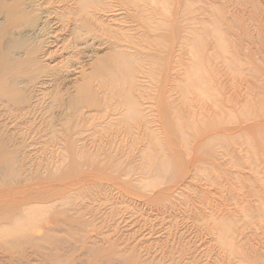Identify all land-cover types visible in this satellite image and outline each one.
<instances>
[{"label":"rangeland","instance_id":"obj_1","mask_svg":"<svg viewBox=\"0 0 264 264\" xmlns=\"http://www.w3.org/2000/svg\"><path fill=\"white\" fill-rule=\"evenodd\" d=\"M38 1L41 0L33 2L35 10H41L40 4L44 2ZM71 1L54 0L53 4L51 0L52 3L48 2V6L51 4L49 7H57L54 10L60 5L61 8H71L76 4L73 2L75 0ZM61 2L65 4L62 5ZM104 2L106 4L109 1H103L100 5ZM110 2L113 12L110 11L111 8H106L108 12L101 9V16L98 14L107 25L101 22L103 26L98 22V26H95L93 21L92 23L98 28L101 25L102 32L108 26L104 34L112 29L116 32V28L110 29L111 23L108 24L111 17L114 21H111L112 25L122 23L116 26H120L118 31L122 33L123 28H129V35L132 38L135 36L128 41V33H124L127 35L125 41L129 42L126 41L127 45L122 41L125 37L123 34L120 37L114 35L111 39L110 32L106 36V42L102 39L105 35H100L99 39L102 40L94 38L96 41L92 42L94 33L98 37L102 33L99 29L97 32L95 29L93 34L89 33V26L92 24L88 17L91 25L87 27L86 23L84 26L81 23L87 30L85 32L83 28L85 36L81 33L79 38V31L72 35V30L70 33L69 28L62 26L59 17L53 13L51 21H59H50L55 29L51 28L53 33L48 37L51 40L54 38L53 42L55 39L57 41L56 44L49 41L48 46L54 49L50 51L46 61L41 60L42 63L43 60L45 64L47 62V65L44 64L45 69L37 71L41 81H34L36 78L33 76L30 81L34 82H29L26 77L20 87L25 86V90H22L30 98L39 92L42 94L43 90V93H49L50 88L56 91L52 90L51 94H47L48 101L41 99L43 103L39 100L40 93L38 97H34L39 98V101L31 99L30 102L42 103L36 104L37 109L42 108L40 112L37 109L35 111L34 103L31 109L30 106L25 109V103L20 104L24 107L21 110L22 117L16 105L10 107L13 108L12 112L8 105L3 107H8L9 110L0 105V108L6 110L0 109V149L6 150L0 151V231H5V234L3 231L1 234L5 237L6 229L12 227L14 230L15 226L21 232L22 225L29 231L42 228L46 232L48 229L51 232L48 231L49 234L58 241L57 246L47 247L50 256L46 264H264V0ZM113 2H116V6L117 2H122V5L115 6L116 11L121 13L120 18H124L122 21H136H125L128 24H123L118 19ZM123 2L129 4L127 8L134 9L129 11L133 18H129V9ZM109 4L106 5L109 7ZM39 5L41 7L38 8ZM119 6L126 12H119ZM138 7L146 12L143 13L141 9L140 15L135 14V8ZM61 8L58 11H63ZM24 23L27 24L26 21ZM58 23H61V28ZM129 23H132L131 26ZM161 32L165 35H158L159 40L156 41V35ZM53 34L55 36L52 37ZM68 34L72 35L70 39L67 38ZM114 38L120 42L115 43L117 40ZM163 38L166 42L160 41ZM135 40L139 41L136 43H139L140 48L144 44L143 49L135 47ZM150 40L160 41L162 49L156 46V50H152L155 44L152 45ZM84 41L91 42L87 45H94L87 46ZM79 42L83 44L80 47ZM107 42L114 43L116 47ZM131 42L134 43L132 47ZM148 42L151 43L148 46L152 45L149 46L150 51L148 46L145 47ZM74 43L77 46H71ZM160 43L156 45L159 46ZM122 45L130 47L124 48ZM84 46L91 49L87 51ZM72 47L81 50L77 48V52ZM121 49H125L126 54L123 50L124 53H121ZM144 49L148 51H144L147 56L142 51ZM70 50H73V54ZM118 50L127 55V59L129 53L131 56V53H135L136 57L138 52H142L144 60L141 58L143 61L138 62V58L142 56L140 54L137 56L138 60L135 58L137 61L130 57L133 61L129 63L130 60L123 56L124 59L121 60H127V66L125 61V65H121V73L120 66L119 73H114L117 69L113 71L110 68L115 67L108 66H118L114 63ZM80 52L86 56H82ZM39 55L41 58L42 54ZM100 61L105 65L103 68L107 67L106 76H109V79L106 77L109 81H104L110 82L115 77L111 76L113 73L128 81L127 83L116 75L115 80L122 78L120 80L127 83L123 88H127L126 94L129 93L125 95L122 92L124 98L121 101L122 93L115 90L119 97L113 91L118 95L119 100L114 96L117 101H121L118 102L121 105L117 103L119 110H115L118 108L115 98L111 99L115 105L109 102L114 95L112 89H109L111 93H106L108 88L103 89L109 84H103L104 81L96 78L97 74L94 73L95 79L99 78L104 85L100 90L101 87L97 84L99 80L93 79V69ZM72 67L75 68L74 71ZM108 69L110 75L107 74ZM102 70L101 72L105 71ZM41 72L46 73V76L43 75L44 79ZM55 73L61 76H51ZM99 75L101 79L105 78ZM47 76L48 82L45 79ZM90 80L97 81L93 82V90L98 98L93 102L94 108L91 104L86 105V109L76 103L75 96L81 93L80 85ZM53 81L56 88L49 84L43 86L45 82L52 85ZM132 82L137 84L134 86ZM139 83L144 85L139 86ZM38 88L43 89L37 91ZM105 94H112V97H106ZM104 96L110 103L108 105L116 107L111 108L112 106L104 103ZM98 100L102 102L99 104ZM129 101H133L141 111L136 113L130 110L127 107ZM97 104L98 110L95 107ZM71 105L75 108H70ZM78 107L84 111L77 110ZM33 108L36 113H32ZM111 109L115 112L112 113ZM16 110L19 112L17 119L14 116L16 114H13ZM7 111H10L9 115H5ZM26 111L30 114H25ZM92 113L97 116L93 118ZM88 114L92 118L88 117L86 121ZM105 114L110 117H104ZM51 115L56 118H53L55 121H52V125L48 124L52 120ZM84 115H87L86 118ZM113 118L117 121L116 124L111 120ZM91 119H95L96 124ZM108 119L110 124L106 123ZM79 120H83L81 122L84 126L77 129V123H81ZM100 120L104 128L100 125ZM84 121H90L93 125L89 122L90 127H86ZM111 123L115 125L105 128ZM136 131H139V137ZM108 140L112 150L108 147ZM44 144L47 145L46 148ZM81 145L85 147L82 150L79 148ZM132 145H139V150L140 147L143 149L138 151ZM130 146L136 150L131 151ZM120 147L123 149H119ZM16 229L15 232L18 231ZM13 253L18 254L17 261L23 262L20 264L28 261L36 264L44 257L36 252L33 244L11 245L0 240V256ZM7 256L4 259L0 257V264H10L7 261L10 256ZM14 261L15 259L11 264ZM15 264L18 262L15 261Z\"/></svg>","mask_w":264,"mask_h":264},{"label":"bare ground","instance_id":"obj_2","mask_svg":"<svg viewBox=\"0 0 264 264\" xmlns=\"http://www.w3.org/2000/svg\"><path fill=\"white\" fill-rule=\"evenodd\" d=\"M36 2V0H13V1H11V2H7L6 0H0V19L1 18H3V20H0V105H2V107H3V105H8L9 106V108L10 107H13V106H15L16 105V107L17 108H19V112H21V110H23L24 109V107H25V109H27V107H29V109H31V107L32 106H36V104H38V103H34L33 101H35V100H37V99H39V100H41V99H46V97H47V94H51L50 93V91H52L54 88H50V90H48L49 91V93H47L46 91H45V93H43L44 92V90L42 91V94L40 95L39 93H38V95H40L39 96V98H37L38 97V95L37 94H35V95H33V92H31L30 94H32L31 96H32V98H30L29 96H27V95H25V86L24 87H20V84H21V82L24 80V78H26V79H28L29 80V82H34V81H39V79H38V74H39V72L40 71H42L43 69H45L46 68V66L45 65H47V62H46V64H45V62H44V60L46 61V59H48L49 57H47L48 56V54H50V51L52 50V49H54V48H50L48 45V43H50L49 41H52L53 42V40H54V38H52V40H51V37H50V39H49V37H48V35L51 33V31H52V27H53V29H55L54 28V26H51V24H50V21L52 20L51 19V17H52V15H53V13H54V16H58L59 18V20H60V22L62 23V26H65V27H67V28H69V32L72 30V32H73V34L72 35H76L75 34V32L76 31H79V33H77V34H79V36H80V34L82 33V34H84L83 33V26L85 25L84 23H86V25L85 26H89V25H91L92 24V26H89V29H91V32H89V30H88V32L90 33V34H93L94 33V31H95V29H96V32H97V30L99 31V32H101L102 34H99V37H98V35L96 34V33H94L93 35H92V38L94 39H99V38H101V36L100 35H105V37H102V39L104 38L105 40H103V41H107L108 40V38H106V36L108 35V32H110V34H111V39H112V37L115 35V36H121V34H123L124 36H125V34H127L128 33V36H130V37H128L127 35V38H126V36L125 37H123V40L122 39H120L119 37H117L118 39H120V41L122 40V41H125V38L126 39H128V41L129 40H132L133 38L131 37V35H129V28H128V30L127 29H125V28H123L122 29V27H121V29L123 30H121L122 31V33L120 32V31H118V29L117 28H120V26L119 27H116V26H118V24H122V23H119L118 22V24H114V25H112V22L114 23V21L110 18V20L112 21H108L106 18H105V20H107L108 21V24H110V29H112L113 27H115L116 29H114L116 32H114L113 31V29L112 30H110V31H107V34H104L105 32H106V29H107V27H104V32H102V30L103 29H101L102 28V26L101 25H105L107 22H105L104 23V18L102 17H100L101 15H100V13H102L103 11L101 10V9H104V12H108L107 10H106V8H111L112 7V2H110V1H112V0H108L109 2H107L108 4L109 3H111V6H110V4H109V7H108V5H106L105 4V2L104 3H102L101 5H100V3L101 2H103V1H106V0H75V1H73V2H75L76 4H75V6H76V9H74L75 8V6L73 7V6H71V8L68 6V7H63L62 6V8H63V11L61 10V11H58V9H59V7L61 8V5L60 6H58V9L57 10H54V9H56V8H54L53 6H51V7H49L48 6V2L50 3L51 2V0H44V2L43 3H41L43 0H41L39 3H41L40 5L42 6H38V8L39 7H41V10H40V8H39V10H35V5L33 4V2ZM53 1V4H54V0H52ZM57 1V0H56ZM71 1V2H72ZM97 1V2H96ZM101 1V2H100ZM115 1V0H114ZM118 1V0H117ZM120 1V0H119ZM68 1H66V4H68L67 3ZM69 2H70V0H69ZM100 2V3H99ZM52 3V2H51ZM56 3V2H55ZM119 5H122V4H120V3H122V2H117ZM147 3V2H146ZM52 4V5H53ZM57 4V3H56ZM60 3L58 2V5H59ZM61 4H62V2H61ZM63 4H65L64 2H63ZM62 4V5H63ZM70 4V3H69ZM94 4H97V6L95 7V5ZM113 8H115V6H116V2H113ZM118 4H117V6H118ZM123 4L126 6V8L128 7V5L129 4H127L126 2L124 3L123 2ZM127 4V5H126ZM36 5H38V4H36ZM72 5H73V3H72ZM94 5V6H93ZM123 5V6H124ZM54 6H56V5H54ZM116 6V7H117ZM120 7V6H119ZM117 8V10L119 11V12H121V11H125V10H123L121 7V9L122 10H120V8ZM143 7L145 8L146 6L145 5H143ZM54 8V9H53ZM61 8V9H62ZM123 8H125V7H123ZM129 9V10H128ZM130 9H132L131 7L130 8H127V12L129 13V15H128V13H127V15L129 16V18L131 17V18H133L132 16H130V12L129 11H131ZM139 7L136 9L135 8V14H137V15H140V10L142 9V8H140L139 10ZM148 9V7H146V10ZM60 10V9H59ZM97 10L99 11V13H97ZM106 10V11H105ZM114 10V9H113ZM132 10H134V9H132ZM143 11V13H145L146 11L144 10V9H142ZM35 11H37L38 13H40V14H38L37 12H35ZM39 11H41V12H39ZM102 11V12H101ZM110 11L111 12H113L112 11V8L110 9ZM115 11H116V8H115ZM58 12V13H57ZM72 12V13H71ZM110 12V13H111ZM117 12V11H116ZM115 12V13H116ZM126 12V11H125ZM141 12V13H142ZM56 14V15H55ZM58 14V15H57ZM85 14V15H84ZM100 16H99V15ZM117 14V16H119L118 17V19L120 18V17H122V16H120V14L117 12L116 13ZM116 14H115V16H116ZM119 14V15H118ZM81 15L84 17V16H86V18H85V20H87V17H88V20L90 19V21H86V22H83V21H85V20H83L82 21V19H84L83 17H81ZM122 15H123V12H122ZM143 15H146V14H143ZM114 16V17H115ZM128 16H126V18L128 17ZM113 17V18H114ZM143 17V16H142ZM57 18V17H56ZM137 18V17H136ZM40 19H42V21L40 20ZM55 18L53 17V20H54ZM115 19V18H114ZM116 19H117V17H116ZM124 19V18H123ZM122 18H120L119 20H121V22H123V24H125V25H127L128 23H126L127 21L129 22L130 21V19L129 20H125V21H122L123 20ZM138 19V18H137ZM39 20L41 21L40 23H39ZM56 20V19H55ZM59 20H56V21H59ZM101 20H103V21H101ZM119 20H116V21H119ZM133 20H135L136 21V19H133ZM132 19H131V21H133ZM27 22V24L25 25V23L24 22ZM56 21H51L52 23L54 22H56ZM79 21H82V22H79ZM92 21H93V23H95V26L97 25V23L99 22L100 24H101V22H103V24H101L100 25V27L101 28H98V27H95L94 26V24L92 23ZM130 21V22H131ZM135 21H133V23L135 22ZM88 22V23H87ZM91 24H90V23ZM110 22V23H109ZM125 22V23H124ZM57 23V22H56ZM61 23H60V25H61ZM81 23H83V26H82V24ZM98 23V24H99ZM115 23H117V22H115ZM70 24H71V26H70ZM81 24V25H80ZM88 24V25H87ZM130 24V26H131V24L132 23H129ZM41 26V27H37V26ZM52 25H55V24H52ZM58 25H59V23H58ZM58 25H56V26H58ZM60 25H59V28H61L60 27ZM103 25V26H104ZM107 25V24H106ZM105 25V26H106ZM112 25V26H111ZM51 26V27H50ZM98 26V25H97ZM86 27V28H87ZM91 27V28H90ZM123 27H125V26H123ZM66 28V29H67ZM81 28H82V30H81ZM106 28V29H105ZM140 28H141V26H140ZM139 27H138V29H140ZM100 29H101V31H100ZM65 30V29H64ZM84 30H85V28H84ZM108 30V29H107ZM127 30V31H126ZM136 30V29H135ZM56 31V30H55ZM58 31V30H57ZM81 31V32H80ZM130 31H131V29H130ZM134 30L132 29V32H133ZM191 31V30H190ZM61 32H62V30H61ZM64 32V31H63ZM72 32H70V33H72ZM85 32H87V30H85ZM118 32V33H117ZM120 32V33H119ZM127 32V33H126ZM131 32V33H132ZM173 32V31H172ZM192 32V31H191ZM53 33V32H52ZM51 33V34H52ZM54 33H56V32H54ZM67 33V32H66ZM69 33V34H70ZM125 33V34H124ZM57 34H58V32H57ZM68 34V35H69ZM81 34V35H82ZM135 34H136V31H135ZM134 34V35H135ZM137 34H138V32H137ZM170 33H168V35H169ZM60 35V34H59ZM59 35H57L58 37H59ZM72 35H69L67 38H69V37H71ZM158 35H160V37L162 36V35H165V34H162V32L161 33H159V34H157L156 35V38H155V40L157 41V40H159V39H157L158 38ZM167 35V34H166ZM191 35H192V33H191ZM190 35V36H191ZM51 36V35H50ZM53 36H55V34H53L52 35V37ZM56 36V37H57ZM64 36V35H63ZM78 35L76 36L77 38L79 37ZM84 36H85V34H84ZM90 36V35H89ZM133 36V35H132ZM189 36V37H190ZM58 37H57V39H58ZM76 37H73L74 39L76 38ZM98 37V38H97ZM108 37V36H107ZM159 37V38H160ZM163 37V36H162ZM192 37V36H191ZM66 38V37H65ZM76 38V39H77ZM79 38H81V36L79 37ZM109 38H110V35H109ZM117 38L115 39V40H117ZM131 38V39H130ZM64 39V38H63ZM70 39V38H69ZM68 39V40H69ZM73 39V40H74ZM89 39V38H88ZM90 39H91V37H90ZM92 39V40H93ZM93 40L92 42H94L95 43V41L96 40ZM102 39H99V40H97V41H100V40H102ZM113 39V40H114ZM165 38H163V39H160V41H162V42H166V41H163ZM68 40H65V41H63V42H66V41H68ZM78 41H79V39H77ZM76 40V41H77ZM82 40V39H81ZM114 40V41H115ZM140 40V39H139ZM144 40H147V39H144ZM155 40H153V42H152V40H150V42H152V45L153 44H155V45H153V47L151 48L152 50L153 49H155L156 50V48L157 47H159V48H161L162 49V44L160 43V41H158L160 44H159V46H158V44L156 45V43H158V42H156ZM166 40H167V38H166ZM191 40V39H190ZM55 41H57L56 39H55ZM54 41V42H55ZM59 41V40H58ZM61 41V43L62 44H64L63 42ZM71 41H72V39H71ZM75 41V40H74ZM87 41H90V40H87ZM86 41V42H87ZM118 41L119 40H117V42H115V43H117L118 44ZM119 41V42H120ZM120 42V43H122V44H124V42ZM127 41V40H126ZM125 41V42H126ZM127 41V42H128ZM148 41V40H147ZM53 42V43H54ZM85 42V41H84ZM84 43V44H88V43ZM110 42V41H109ZM109 42H107V43H109ZM127 42H126V45H127ZM134 42V41H133ZM133 42H131V47L133 46ZM136 42H139V41H136L135 40V47H137V48H139L140 50L141 49H143V45H141L142 46V48H140V46L136 43ZM142 42V41H141ZM155 42V43H154ZM193 42V41H192ZM71 43H73V42H71ZM76 43V42H75ZM71 44V46H74V45H76V44ZM80 43V42H79ZM91 43V42H90ZM89 43V44H90ZM94 43H92L91 45H87V46H93L94 45ZM102 43V42H101ZM104 43V42H103ZM129 43V42H128ZM191 43V42H190ZM52 44V43H51ZM50 44V45H51ZM55 44H56V42H55ZM58 44V43H57ZM99 44V43H98ZM111 44H113V45H111ZM109 43L108 45H110V46H114V43ZM117 44H115V45H117ZM148 44H151V43H146L145 44V47H147L148 46ZM59 45V44H58ZM77 45H78V42H77ZM76 45V46H77ZM80 45H83V44H79V47H80ZM97 45V44H96ZM95 45V46H96ZM120 45V47H121V44H119ZM126 45H122L124 48H128V47H130V45L128 46V47H126ZM139 47H138V46ZM151 45V46H152ZM52 46H54V45H52ZM62 46V45H61ZM87 46H84L85 47V49L87 48V51H88V49H91V48H88ZM150 46V45H149ZM147 47L148 49L151 47ZM157 46V47H156ZM161 46V47H160ZM69 47H70V45H69ZM82 47V46H81ZM116 46H114V48H115ZM122 47V48H123ZM58 48V47H57ZM71 48V47H70ZM73 48V50L75 49H77L78 47H72ZM95 48V47H94ZM117 48H119V46L117 47ZM116 48V49H117ZM146 48V49H147ZM159 48H158V50H159ZM60 49V48H59ZM64 49H65V47H64ZM79 49V48H78ZM139 49H137L138 51H139ZM147 49V50H148ZM160 49V50H161ZM73 50H70L71 52L73 51ZM81 50V48L79 49V51ZM82 50H83V47H82ZM124 51L125 49H121L120 50V52L121 51ZM151 50V51H152ZM159 50V51H160ZM55 51V50H54ZM60 51V50H59ZM62 51V50H61ZM70 51H67V52H70ZM77 51V50H76ZM75 51V52H76ZM84 51V50H83ZM82 51V52H83ZM91 51H93V50H91ZM90 51V52H91ZM95 51V50H94ZM121 52V53H124L125 52V54H126V51H124V52ZM137 51V52H138ZM143 52L145 51V49L144 50H142ZM149 51H150V49H149ZM78 52V51H77ZM119 52V50H118V52H117V58L115 59L116 60V62H114V63H116V65H118V66H115V65H110V66H108V67H111V66H114L115 68H110V70L112 69H117V71H114V73H116V72H118L119 70H118V67L120 66V73H121V70H123V67L121 68V65L122 66H124L125 65V61L127 62V60H130L129 58L130 57H132L133 59H137V56H140V54L142 55V52H138V54L136 55V57H134V55H135V53H131V54H133L132 56L130 55V53L128 54V59H127V55L125 56V54H121ZM136 52V53H137ZM146 53L148 52V51H145ZM145 52H144V54H145ZM161 52V51H160ZM42 54L41 56V58H40V55L39 54ZM52 53V52H51ZM56 53H58V51L56 50ZM81 53V52H80ZM80 53L78 54V55H80ZM94 53V52H93ZM54 54V53H53ZM52 54V55H53ZM60 54V53H59ZM71 54V53H70ZM70 54H68L69 56H71ZM72 54H73V52H72ZM75 54V53H74ZM83 53H81V55H82ZM87 54V53H86ZM57 55V54H56ZM76 55V54H75ZM84 55H85V53H84ZM84 55H82V56H84ZM148 55H149V53H148ZM68 56V57H69ZM73 56V55H72ZM86 56V55H85ZM126 57L125 59H127V60H121V59H124V57ZM145 56H147L146 54H145ZM158 56H159V54H158ZM54 57H55V55H54ZM64 57V56H63ZM67 57V56H66ZM73 57H77V56H73ZM79 57V56H78ZM161 57V55L158 57L159 59H161L160 58ZM65 58V57H64ZM80 58V57H79ZM144 60V55H142V56H140L138 59H140V60H138V62H142L143 60ZM42 59H44L43 60V63H42ZM52 59V58H51ZM59 59V58H58ZM62 59V58H61ZM78 59V58H77ZM80 59H83V58H80ZM135 59V60H136ZM40 60V61H39ZM53 60V59H52ZM56 60V59H55ZM70 60V59H69ZM136 60V61H137ZM162 60H164V59H162ZM57 62H58V60H56ZM64 61V60H63ZM71 61V60H70ZM123 61V62H122ZM133 60L131 59L130 61H128L129 63L130 62H132ZM150 61V60H149ZM157 61V60H156ZM156 61H153V62H155V63H158V62H156ZM159 61V60H158ZM50 62V61H49ZM62 62V61H61ZM72 62V61H71ZM128 62L126 63V66H127V64H128ZM82 63V62H81ZM84 63V62H83ZM124 63V64H123ZM148 63V62H147ZM159 63H160V61H159ZM45 64V65H44ZM49 64V63H48ZM58 64V63H57ZM61 64V63H60ZM80 64V63H79ZM146 64V62L144 63V66L146 67L147 65H145ZM150 64V63H149ZM44 65V66H43ZM68 65H70L71 66V64H68ZM83 65H85V64H83ZM142 65V64H141ZM141 65H139V66H141ZM74 66H76V65H74ZM73 66V67H74ZM82 66V65H81ZM105 65L100 61L99 63H97V65H96V70L97 71H95V69H93L94 71L92 72L93 74H92V76L94 75V73H96L97 74V76H95L96 78L97 77H99L100 78V80L101 81H104V80H106L107 78L109 79V76L107 77L106 76V69H107V67L106 68H103ZM143 66V65H142ZM143 66V67H144ZM69 67V66H68ZM72 67V69H73V71L75 70V68H73ZM77 67H79L80 68V66H77ZM76 67V68H77ZM43 68V69H42ZM69 68H71V67H69ZM78 68V69H79ZM72 69L70 70L71 72H72ZM103 69V70H102ZM141 69H143V68H141ZM58 70V69H57ZM101 70L102 71H104V72H101ZM37 71H39V72H37ZM37 72V73H36ZM58 72V71H57ZM82 72H83V70H82ZM100 72V73H99ZM111 72V71H110ZM118 72V73H119ZM143 72H144V70H143ZM42 73V72H41ZM59 73L61 74L62 72H60L59 71ZM103 73V74H102ZM113 73V74H114ZM122 73H123V71H122ZM51 74H52V72H51ZM50 74V75H51ZM58 74V73H57ZM56 73L55 74H53V75H51V76H55V75H57ZM65 74V73H64ZM64 74H62V75H64ZM85 74H87V73H85ZM91 74V73H90ZM90 74H89V76H90ZM99 74H101V76L103 75V77H105L103 80L101 79V77H100V75ZM107 74L108 75H110V73H109V69L107 70ZM112 74V73H111ZM111 75L112 77L113 76H115L114 78H112V80L110 81V82H106V81H109V80H106V81H104L103 82V84L105 83V84H109L108 85V87H103L104 85L103 84H101V82H100V80H99V78H98V80L97 79H95V77L93 78V79H95V80H97L98 81V83L97 84H99V87H101V89L100 90H102V87H103V89L105 88V89H107L106 91V93H108V91L110 92L111 90H109L110 88L112 89V91L111 92H116L115 90H118V92H119V94L120 93H124L125 92V95H129V93L127 92V94H126V90H127V88H126V90H125V88H123L124 86H126V84L128 83V81H126V78L124 79L123 78V76H120L119 74H116L117 76L119 75L120 77H122L124 80H125V82H127V83H125V82H122L120 79H122V78H119V81H120V84H119V81L118 80H115V78H116V75L114 74V75ZM144 74V73H143ZM42 76L43 75H45L46 76V73L45 74H41ZM40 75V76H41ZM48 75H49V73H48ZM70 75V74H69ZM69 75H65L66 77H68ZM99 75V76H98ZM123 75H124V73H123ZM34 76V78H36V80H34V81H30V77L32 78ZM45 76H43V78L42 79H44V77ZM59 76H61V75H59ZM58 75L56 76V78L57 77H59ZM64 76V77H65ZM118 76V77H119ZM49 76H47L45 79H47ZM63 77V76H62ZM107 77V78H106ZM55 78V77H54ZM55 78V82H57L56 79ZM92 78V77H91ZM136 77H134V79H135ZM59 79V78H58ZM60 79H62L61 77H60ZM63 79H65V78H63ZM27 80V81H28ZM51 80H54L53 78L51 79ZM95 80H90V81H87V82H83L81 85H80V91H81V93H79L80 95L78 96V95H76L74 98H75V101H76V103H78V104H80L81 106H83V108H86L87 109V106L88 105H91L92 104V106L91 107H93V102H94V100H95V98L97 99L98 97H97V93L93 90L94 88H93V86L95 85V84H93V82H97V81H95ZM138 81H140V79H137ZM137 80H135V82H137ZM26 81V80H25ZM40 81H41V79H40ZM39 81V82H40ZM44 81V80H43ZM24 82V81H23ZM29 82H28V84H29ZM47 82H48V79H47ZM47 82H45L44 84H43V86L45 85V84H49L51 87H55V85L54 84H56V83H54V81L53 82H51V83H53L52 85H54V86H52L50 83H47ZM64 82V81H63ZM100 82V83H99ZM125 83V85H123ZM134 82H132V84H133ZM138 83V82H137ZM137 83H135V84H137ZM140 83H142V81L140 82ZM138 84L139 86L141 85V84ZM25 84V83H24ZM27 84V83H26ZM40 84V83H39ZM38 84V85H39ZM57 84H58V82H57ZM61 84V83H60ZM96 84V85H97ZM123 85L121 88H123L125 91H123V89L121 90V88H120V85ZM135 84H133L134 86H135ZM157 84H159V83H157ZM156 84V85H157ZM40 85H42V84H40ZM48 85V86H49ZM61 85H63V83L61 84ZM103 85V86H102ZM138 85H137V87H138ZM144 84H142L141 86H143ZM146 85V84H145ZM163 85V84H162ZM47 86V85H46ZM158 86V85H157ZM97 87H98V85H97ZM97 87H95L96 89H98ZM22 88L24 89V90H22ZM48 88V87H47ZM46 88V89H47ZM48 88V89H49ZM56 88V87H55ZM139 88V87H138ZM42 90L43 88H38V90L37 91H39V90ZM44 89H45V87H44ZM114 89V90H113ZM99 90V89H98ZM36 91V92H37ZM53 91H56V90H53ZM105 91V90H104ZM128 91V90H127ZM35 92V91H34ZM110 92V93H111ZM113 92V93H114ZM118 92H116L117 94H118ZM77 93V94H78ZM112 93V94H113ZM121 94L122 96L124 95V94ZM56 93H54V95H55ZM111 94V95H112ZM118 94V95H119ZM42 95H43V97H42ZM53 94H52V96L55 98V96H54ZM107 95L109 96V94H105V96L107 97ZM110 95V96H111ZM118 95H115V93H114V95H112L111 97L112 98H110V96H109V102L111 103L112 101H111V99H114L116 96V98H118ZM35 96H37L36 98H34ZM78 96V97H77ZM104 96V97H105ZM115 96V97H114ZM120 97V95H119V97H120V100L121 101H123L122 99L124 98V96L123 97ZM104 98V100H103V102L107 99V98ZM125 97H127V96H125ZM51 98V97H50ZM54 98H52L54 101L56 100V99H54ZM115 98V100L114 101H117V99ZM122 98V99H121ZM31 99L33 100V99H35V100H33L32 102H30L31 101ZM126 99V98H125ZM39 100H37V101H39ZM43 100H41L42 101V103H43ZM47 101H48V99H46ZM118 100H119V98H118ZM36 101V102H37ZM40 101V102H41ZM75 101L74 100H72V103L74 102L75 103ZM113 101V102H114ZM121 101H117L116 102V105L118 106V104L119 103H121ZM127 101V100H126ZM125 101V102H126ZM46 102V101H45ZM98 102H99V104L102 102H100L99 100H98ZM112 102V103H113ZM119 102V103H118ZM24 104L25 106L23 107V105L21 106L20 104ZM33 103H34V105H33ZM42 103H40V104H38V105H42ZM76 103H75V105H76ZM104 103H108L107 102V100L104 102ZM110 103H108V104H110ZM111 103V104H112ZM115 103V102H114ZM113 103V105H115ZM118 103V104H117ZM26 104L28 105V106H26ZM99 104H97V106H95L96 107V109L98 108V106H99ZM107 104V105H108ZM17 105H19V106H17ZM37 105V106H38ZM69 105V104H68ZM68 105H67V107H68ZM74 105V104H73ZM80 105H79V107H80ZM87 105V106H86ZM102 105V104H101ZM100 105V106H101ZM119 105H121V104H119ZM138 105V104H137ZM37 106H36V108H35V111H37V110H39V112H40V110L42 109H37ZM85 106V107H84ZM104 106H105V104H104ZM108 106H110V105H108ZM112 106V105H111ZM110 106V107H111ZM0 108V109H2V110H4V111H6V110H9V108L8 107H3V108H8V109H3V108ZM16 107L14 108V109H16ZM23 107V108H22ZM40 107V106H39ZM38 107V108H39ZM67 107L65 106V108L67 109ZM78 107V109L77 110H82L81 108H79ZM116 107V106H115ZM114 106H112L111 108H115ZM127 107L130 109V110H132V111H134V112H136V113H138L139 111H141V110H139L138 109V106H136V104L133 102V101H129L128 102V104H127ZM34 108H33V110H32V113L34 112ZM70 108H72V105H71V107ZM69 108V109H70ZM73 108H75V107H73ZM72 108V109H73ZM94 108V107H93ZM109 108V107H108ZM37 109V110H36ZM119 110V106H118V108H115V110ZM144 109V108H143ZM143 109H142V111H143ZM12 110H13V108H10V111L12 112ZM16 110V111H17ZM98 110V109H97ZM110 110V109H109ZM109 110H108V112H109ZM112 110V113L113 112H115V110L114 109H111ZM114 110V111H113ZM9 111V112H10ZM17 111V112H18ZM29 112H31V110H28ZM28 111H26V113L25 114H27L28 113ZM82 111H84V109L82 110ZM93 111V110H92ZM3 112V111H2ZM8 112V111H7ZM7 112H5V115H9L10 113L8 112V114H6ZM17 112L16 113H14L13 112V114H16V115H14L15 116V118L17 119V118H19V112H18V114H17ZM43 112V110L41 111V113ZM48 113L47 114H50V111H47ZM54 112V111H53ZM88 112V111H87ZM90 113H91V111H89ZM88 112V113H89ZM1 113V112H0ZM31 113V114H32ZM34 113H36V112H34ZM38 113V112H37ZM45 113V112H44ZM43 113V114H44ZM52 113V112H51ZM82 114H83V112H81ZM86 113V112H85ZM111 113V114H112ZM116 113H119L118 111H116ZM142 113H144V111L142 112ZM23 114H24V112H23ZM24 114V115H25ZM28 114H30V113H28ZM46 114V113H45ZM47 114L45 115L46 116V118H47ZM53 114V113H52ZM82 114H80V116L82 115ZM87 114V113H86ZM95 113H92L91 114V116L93 115V118H95L96 116H97V114H95ZM115 114V113H114ZM140 114H141V112H140ZM3 115V114H2ZM18 115V116H17ZM143 115V114H142ZM13 116V115H12ZM23 115H22V112H21V117H22ZM54 115H51L50 117H52V120L51 121H49V120H47V122L49 121L50 123H48V124H53L54 123V121L56 120V118H54L53 117ZM56 116V115H55ZM85 116H87V115H84V117ZM91 116H89V114H88V116H87V118H86V121L88 120V117H91ZM108 115H104V117H107ZM144 116V115H143ZM2 117V116H1ZM20 117V118H21ZM108 117H110V116H108ZM107 117V118H108ZM3 119L5 118V116L4 117H2ZM12 118H14V117H12ZM55 120H54V119ZM81 118H82V116H81ZM92 118V117H91ZM99 118V117H98ZM98 118H97V120H98ZM1 119V118H0ZM16 119H15V121H16ZM47 119H49V118H47ZM51 119V118H50ZM80 119V118H79ZM82 119H84V118H82ZM90 119V118H89ZM54 120V121H53ZM109 120V119H108ZM111 120H114V118L113 119H111ZM52 121H53V123H52ZM81 121H83V120H79V122H81ZM86 121H84L85 123H86ZM107 121V120H106ZM115 121V120H114ZM14 122V121H13ZM22 122V121H21ZM90 122V121H89ZM89 122H87L86 124V127H90L89 125H90V123L92 122V123H95L96 124V120L95 119H91V122L89 123ZM103 122L105 123V121L103 120ZM110 122V120L108 121V122H106V123H109ZM111 122H113V121H111ZM116 122L117 121H115V124H116ZM17 122H15V124H16ZM91 123V125H93ZM100 123H101V120H100ZM103 123V124H104ZM18 124V123H17ZM22 124V123H21ZM82 124V125H81ZM89 124V125H88ZM99 124V122L97 123V125ZM110 124V123H109ZM115 124H112L111 123V125H108L107 124V126L105 127V128H107L108 126L111 128V127H113L112 125H115ZM78 125H80V127H78ZM100 125H102V123L100 124ZM105 125V124H104ZM16 126H18V125H16ZM81 126H84L83 125V122H81V123H77V129H79V128H82ZM94 127H97V126H95L94 125ZM98 127H99V125H98ZM101 127V126H100ZM102 127H103V125H102ZM104 128V127H103ZM109 129V128H108ZM85 130V129H84ZM101 130H102V128H101ZM104 130H106V129H104ZM138 130H139V128H138ZM103 131V130H102ZM139 131H141V130H139ZM139 131L137 132V134H138V137H139ZM106 133V132H105ZM108 133V132H107ZM106 133V134H107ZM141 133V132H140ZM109 134V133H108ZM107 134V135H108ZM115 134V133H114ZM112 135V134H111ZM29 136V135H28ZM109 138V137H108ZM114 138V137H113ZM34 140V139H33ZM111 140H114V139H111ZM115 140H117V139H115ZM33 142V141H32ZM108 142H109V140H108ZM116 142V141H115ZM114 142V143H115ZM37 142H35V144H36ZM114 143H112V144H114ZM1 144V143H0ZM30 144H31V142H30ZM29 144V145H30ZM33 144V143H32ZM33 145V146H35V149H36V145ZM109 144H110V142H109ZM116 144V143H115ZM114 144V145H115ZM28 145V144H27ZM28 145V146H29ZM57 145V144H56ZM118 145H120L121 146V144H119L118 143ZM0 146H2V145H0ZM27 146V147H28ZM47 146V145H46ZM46 146H45V144H44V147L46 148ZM60 145H58V147H59ZM70 146V145H69ZM72 146V145H71ZM132 146H134V148H137L138 149V151H142L141 150V148L143 149V147H140V150H139V145L136 147L135 145H132ZM132 146H130L131 147V151H132V149H134ZM29 147H31V145L29 146ZM42 147V146H41ZM61 147V146H60ZM63 147V146H62ZM67 147V146H66ZM85 148L84 146H82L81 145V147L79 146V148H81V150L83 149V148ZM103 147H104V145H103ZM107 147V146H106ZM109 148H111V144L108 146ZM115 147H118L117 145H115ZM114 146H113V148H115ZM122 147H125L124 145H122ZM122 147H120L119 149H121ZM128 148H129V145L127 146ZM1 148H3V147H1ZM38 148V147H37ZM78 148V149H79ZM148 148V147H147ZM33 149V148H32ZM106 148H104V150H105ZM118 149V148H117ZM118 149V150H119ZM123 149V148H122ZM124 149H127L126 147L124 148ZM145 149H146V147H145ZM2 150H5V149H0V151H2ZM31 150V149H30ZM107 150V149H106ZM111 150H112V148H111ZM114 150V149H113ZM128 151H129V149H127ZM134 150H136V149H134ZM148 150V149H147ZM6 151V150H5ZM130 151V152H131ZM145 151V150H144ZM65 182V181H64ZM52 184V183H51ZM58 184H60V183H58ZM61 184H62V182H61ZM44 185H46V184H44ZM43 185V186H44ZM23 187V186H22ZM31 187V186H30ZM29 189V188H28ZM23 190V189H22ZM21 190V191H22ZM18 195V194H17ZM25 196V195H24ZM21 226V225H20ZM19 227V226H18ZM17 227V228H18ZM21 227H23V231H22V229H20L21 230V232H19V228L18 229H16V226H15V229L16 230H18V231H14L15 229H14V227H13V229L14 230H12L11 228H9V229H6L7 230V235L4 237L2 234H1V232L3 231H0V240H4L5 241V243L6 244H21V243H30V244H33L34 245V249L36 250V252H38V253H40V254H42L44 257H43V259H42V261L41 262H39V263H36V264H46L47 263V261H48V259L47 258H49V256H50V252L48 251V248L47 247H49V246H51V247H53V246H55L56 244H57V241L58 240H56V238L54 239V236H52L51 234H49V230L47 229L46 230V232L42 229V228H40V229H38V230H28L27 228V230L26 229H24V226L22 225ZM11 230H12V233H11ZM10 231V232H9ZM49 231V232H48ZM5 231H3L2 233L3 234H5L4 233ZM8 233H11V234H8ZM51 233V232H50ZM1 236H3V237H1ZM3 238V239H2ZM59 243V242H58ZM57 246V245H56ZM5 254V253H4ZM8 255V256H7ZM7 255H5V256H7V257H9L8 258V262L11 264L12 262H13V260L15 259V261L16 262H18V264H20V263H23V262H20V261H17V255L18 254H7ZM4 255H2V256H0V257H3ZM5 256L2 258V259H4L5 258ZM6 257V258H7ZM18 258H21V257H18ZM1 259V258H0ZM6 261V260H5ZM15 261H14V264H15ZM3 262H4V260H3ZM0 263H2V262H0ZM6 263V262H5ZM7 264V263H6ZM26 264H34V263H32L31 261H28ZM88 264V263H87ZM89 264H92L91 262L89 263Z\"/></svg>","mask_w":264,"mask_h":264}]
</instances>
